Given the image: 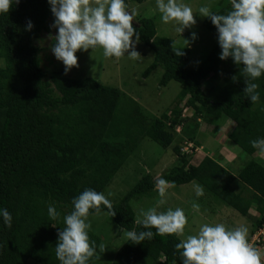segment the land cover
<instances>
[{
  "label": "trees",
  "instance_id": "trees-1",
  "mask_svg": "<svg viewBox=\"0 0 264 264\" xmlns=\"http://www.w3.org/2000/svg\"><path fill=\"white\" fill-rule=\"evenodd\" d=\"M230 7V0H223L212 12L225 14ZM29 20L33 28L26 31ZM53 21L47 0H20L8 13H0V59L4 61L0 67V208L12 216L10 226L0 220V264H59L54 251L57 232L63 227V216L71 211L72 198L85 189L104 193L144 138L171 150L179 164L158 179L144 175L119 202L111 203V212L101 205V212L121 234L125 229L144 230L134 224L130 202L156 197L159 179L173 186L198 183L251 221L252 235L264 228L263 152L250 143L264 137V75L255 81L260 100L252 104L243 93L246 84L240 67L231 58L219 59L217 42L193 70L188 67L190 47L176 57L174 40L157 36L155 20L141 17L133 27L140 32V43L153 54L143 77L161 68L160 87L170 82L181 87L171 111L151 117L117 88L92 78L71 79L61 69L44 70L35 42L51 32ZM202 25L217 38L209 18L204 17ZM227 121L233 123L228 137L232 146L253 159L237 176L216 154L190 163L203 145L196 139L200 123L219 129ZM189 144L192 154L183 151ZM50 203L60 212L55 221L47 216ZM88 232L90 240L100 245L99 236ZM180 240L175 234L154 235L135 245L126 240L111 264H181L175 248ZM253 248L264 251V242ZM95 261L96 256L89 264Z\"/></svg>",
  "mask_w": 264,
  "mask_h": 264
},
{
  "label": "clouds",
  "instance_id": "clouds-1",
  "mask_svg": "<svg viewBox=\"0 0 264 264\" xmlns=\"http://www.w3.org/2000/svg\"><path fill=\"white\" fill-rule=\"evenodd\" d=\"M20 0H0V13H8L13 4ZM54 17L50 26L56 34L52 40L51 52L64 65L65 74L78 66L77 51L102 49L105 58L126 56L136 61L141 56L136 51L140 32L133 27L136 10L130 9L126 0H47ZM230 10L225 14L210 11L201 6L197 15L209 18L216 29L217 43L221 49L220 60H231L240 67V75L246 87L243 93L252 104L260 100L259 85L255 82L264 75V0H230ZM156 10L164 24L172 22L174 31L181 36L196 20L192 8L180 0H155ZM32 22L25 30L31 31ZM196 33H192L195 40ZM187 41V40H186ZM188 43V41H187ZM183 48H173L177 57L185 53ZM235 82L236 76L232 77ZM253 148L264 152V137L250 141ZM155 190L159 199L156 207L141 208L134 224L141 231L123 230V236L131 244L152 240L155 236L184 234L186 216L182 208H167L157 211L165 203L167 182L156 181ZM195 196H203V188L193 184ZM110 195V193H109ZM101 205L111 212L110 200L103 192L85 189L71 200V211L63 216V227L57 232L55 257L59 264H89V261L105 251L103 244L97 245L89 238L90 214L101 212ZM197 205L193 204V208ZM113 216L115 213H112ZM47 216L57 220L60 212L53 204L47 205ZM0 220L10 226L12 216L0 208ZM56 226V224H52ZM155 229V233L151 230ZM247 226L241 224L228 228L223 223L199 226L194 235H187L175 245L181 257V264H261V253L247 242Z\"/></svg>",
  "mask_w": 264,
  "mask_h": 264
},
{
  "label": "rangeland",
  "instance_id": "rangeland-1",
  "mask_svg": "<svg viewBox=\"0 0 264 264\" xmlns=\"http://www.w3.org/2000/svg\"><path fill=\"white\" fill-rule=\"evenodd\" d=\"M221 1L223 0H180L192 8L196 20V23L191 28L185 29L181 36L174 31L172 22L169 24L161 22V14L156 10L155 0H144L141 4L129 0L128 7L136 10L134 23L141 17L153 18L157 36L172 38L174 40L173 48L190 47L188 67L196 70L217 42V38L203 27L202 20L204 17L197 15L198 9L206 5L210 11L216 10ZM51 29L50 33L41 35V38L35 42V45L41 50L39 54L41 66L48 72L54 69L64 70V65L55 59L50 50L53 41L48 37L50 34L52 36L56 34V30L52 27ZM193 32L196 33L197 38L195 40H192ZM136 51L141 56L136 61L130 60L126 56L105 58L102 49L99 47L94 51L91 49L77 51L78 66L73 67L66 76L71 79L92 78L101 85L117 88L125 94L126 98L136 101L148 116L159 117L163 113H169L181 89L180 85L176 82H170L166 87H160L159 81L163 74L161 68L154 70L148 77H143L144 70L153 61V54L140 42L136 45ZM173 54L175 55L174 52ZM3 66L4 61L0 59V67ZM183 113L188 117L191 116L188 115L190 113ZM232 128L233 123L230 121L225 122L219 129L201 122L196 139L203 145L193 153L190 163L195 164L205 156L214 157L216 154L224 158L231 169L230 172L236 175L253 157L241 152L236 146H229L232 144L230 141L228 143L227 134H230ZM177 130L179 131L180 128ZM177 142L174 144H180ZM189 149V146L186 149L183 148L187 153L192 154ZM260 158L264 159V154ZM178 164V160L171 150H165L150 139L144 138L104 194L110 203H117L144 175L149 174L154 179H158ZM194 183L180 186L167 184L165 203L157 207V211L177 207L184 210L186 225L184 234L179 236L180 239L190 234L194 235L201 224L223 223L228 228L241 224L247 226V240L249 244H252V248L253 245L256 247L257 244L264 242V239L260 238L264 231L263 234H260V229L252 235L255 229L251 221L242 217L232 208L220 203L203 187V196L197 198L193 191ZM234 186L239 188L240 185L236 183ZM158 199L157 195L152 198L141 197L132 200L130 205L135 213V218L138 217L141 208L146 210L150 207H156ZM193 204H196L197 207L193 208ZM87 223L90 224L89 230L96 233L101 239V244L105 246V251L96 256L94 264H111L115 253L126 241L123 233H120L121 230L103 212L89 216ZM258 237L260 238L259 243L257 242ZM262 251L263 249L260 248L261 264H264ZM28 264L36 263L29 261Z\"/></svg>",
  "mask_w": 264,
  "mask_h": 264
},
{
  "label": "crops",
  "instance_id": "crops-1",
  "mask_svg": "<svg viewBox=\"0 0 264 264\" xmlns=\"http://www.w3.org/2000/svg\"><path fill=\"white\" fill-rule=\"evenodd\" d=\"M224 124H225V123H224ZM228 137H229V134H227V139H228V143H229V138H228ZM229 146L233 147V146L230 145V144H229ZM259 154H260V153H259ZM263 154H264V152L261 153L260 156L263 155ZM208 156H209V155H208ZM260 159H261V160H264L263 158H260ZM221 163H222V165H223L227 170H229V171L231 170L230 167H229V165H228V163L224 160V158L221 159ZM241 170H242V169H240V171H241ZM240 171H239L235 176H237V175L240 173ZM239 185H240V184H239Z\"/></svg>",
  "mask_w": 264,
  "mask_h": 264
},
{
  "label": "built area",
  "instance_id": "built-area-1",
  "mask_svg": "<svg viewBox=\"0 0 264 264\" xmlns=\"http://www.w3.org/2000/svg\"><path fill=\"white\" fill-rule=\"evenodd\" d=\"M180 131V130H179ZM178 130H177V132H179ZM190 148H192L193 146H192V144H189L188 145ZM188 146H187V148H188ZM186 149V148H185ZM185 153H187L185 150H183ZM189 151H190V149H189ZM263 231H264V228H262L261 229V231L259 232L260 234H263ZM260 234H258V235H260ZM259 238V237H258ZM260 238H262V239H264V234L263 235H261V237ZM260 238L259 239H257V242L259 243V241H260ZM251 247H252V244H249ZM254 246V245H253Z\"/></svg>",
  "mask_w": 264,
  "mask_h": 264
}]
</instances>
